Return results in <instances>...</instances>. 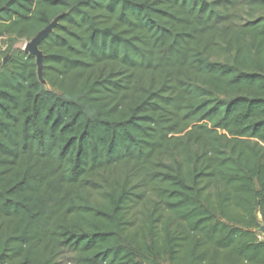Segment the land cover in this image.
<instances>
[{
    "label": "trees",
    "instance_id": "trees-1",
    "mask_svg": "<svg viewBox=\"0 0 264 264\" xmlns=\"http://www.w3.org/2000/svg\"><path fill=\"white\" fill-rule=\"evenodd\" d=\"M56 22L35 58L10 43ZM0 264H264V0H0Z\"/></svg>",
    "mask_w": 264,
    "mask_h": 264
},
{
    "label": "water",
    "instance_id": "water-1",
    "mask_svg": "<svg viewBox=\"0 0 264 264\" xmlns=\"http://www.w3.org/2000/svg\"><path fill=\"white\" fill-rule=\"evenodd\" d=\"M55 24L56 22L52 23L51 25L40 31L31 41H29V43L26 46L25 52L35 58L37 75L40 80L42 79L44 56L39 49V45L51 33ZM259 232L262 234V238L264 240V228L263 227L260 228Z\"/></svg>",
    "mask_w": 264,
    "mask_h": 264
},
{
    "label": "rangeland",
    "instance_id": "rangeland-1",
    "mask_svg": "<svg viewBox=\"0 0 264 264\" xmlns=\"http://www.w3.org/2000/svg\"><path fill=\"white\" fill-rule=\"evenodd\" d=\"M28 43L29 42L21 40V41L12 42V43H10V45L12 46L13 49H20V50L25 52L26 51V46H27ZM261 238H262V234H261ZM68 259H69V255H65L64 257H62L60 259V264H70Z\"/></svg>",
    "mask_w": 264,
    "mask_h": 264
},
{
    "label": "built area",
    "instance_id": "built-area-1",
    "mask_svg": "<svg viewBox=\"0 0 264 264\" xmlns=\"http://www.w3.org/2000/svg\"><path fill=\"white\" fill-rule=\"evenodd\" d=\"M8 48V43L5 38H0V53L5 52Z\"/></svg>",
    "mask_w": 264,
    "mask_h": 264
}]
</instances>
